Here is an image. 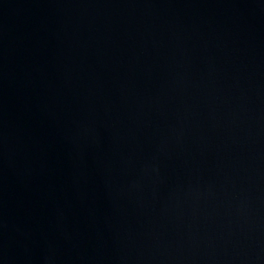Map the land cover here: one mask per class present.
Listing matches in <instances>:
<instances>
[{"label":"water","instance_id":"1","mask_svg":"<svg viewBox=\"0 0 264 264\" xmlns=\"http://www.w3.org/2000/svg\"><path fill=\"white\" fill-rule=\"evenodd\" d=\"M0 264H264V0H0Z\"/></svg>","mask_w":264,"mask_h":264}]
</instances>
